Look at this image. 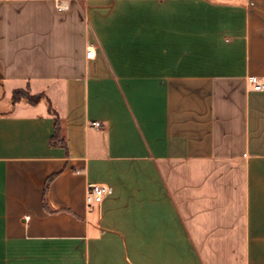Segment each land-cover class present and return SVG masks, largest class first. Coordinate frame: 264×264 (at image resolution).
Wrapping results in <instances>:
<instances>
[{"label":"crops","instance_id":"crops-1","mask_svg":"<svg viewBox=\"0 0 264 264\" xmlns=\"http://www.w3.org/2000/svg\"><path fill=\"white\" fill-rule=\"evenodd\" d=\"M253 74L264 0H0V264H264Z\"/></svg>","mask_w":264,"mask_h":264},{"label":"built area","instance_id":"built-area-1","mask_svg":"<svg viewBox=\"0 0 264 264\" xmlns=\"http://www.w3.org/2000/svg\"><path fill=\"white\" fill-rule=\"evenodd\" d=\"M91 50H86V56L91 57ZM247 83L253 91H264V75H249L247 77ZM91 125L94 127H100V121H92ZM110 192L109 186L105 184L92 183L86 188L85 201L88 205L95 203L99 205L104 197Z\"/></svg>","mask_w":264,"mask_h":264},{"label":"trees","instance_id":"trees-1","mask_svg":"<svg viewBox=\"0 0 264 264\" xmlns=\"http://www.w3.org/2000/svg\"><path fill=\"white\" fill-rule=\"evenodd\" d=\"M40 97H41L40 94L33 95V94H30L25 89H17V90H14L12 93V99L14 101L24 98L30 103H35L40 99ZM50 142L52 144H56L57 142H59L60 145L64 146V139H63V136L61 135L60 119L57 116H55V133L53 137L50 139ZM50 179H51V176L50 178L47 179L45 186H44V192H43L44 205L46 204V192H47V186H48Z\"/></svg>","mask_w":264,"mask_h":264}]
</instances>
